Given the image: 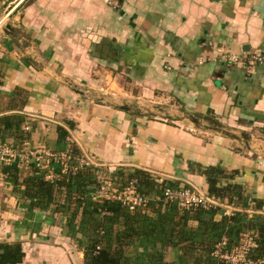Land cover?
I'll return each instance as SVG.
<instances>
[{
	"label": "crops",
	"instance_id": "0c3cea01",
	"mask_svg": "<svg viewBox=\"0 0 264 264\" xmlns=\"http://www.w3.org/2000/svg\"><path fill=\"white\" fill-rule=\"evenodd\" d=\"M104 1L0 0V143L21 149L27 141L90 162L79 185L45 208L25 195L34 165H0V253L1 244L20 243L17 264H85L86 210L106 200L103 177L112 190L149 178L139 187L147 205L119 218L124 225L98 209L101 244L121 248L122 264H209L207 250L187 245L216 238L199 217L242 212L257 235L264 218V203L254 202L264 201V61L248 68L217 51L264 58V0ZM5 116L23 121L5 129ZM190 162L237 172L221 184H244L248 203L165 201L158 182L208 193ZM12 166L21 183L5 170ZM180 230L192 240L163 243Z\"/></svg>",
	"mask_w": 264,
	"mask_h": 264
},
{
	"label": "trees",
	"instance_id": "16d2710c",
	"mask_svg": "<svg viewBox=\"0 0 264 264\" xmlns=\"http://www.w3.org/2000/svg\"><path fill=\"white\" fill-rule=\"evenodd\" d=\"M4 118L5 120L3 121V125L5 129H18L23 121V118L21 117L19 118V121L16 122L10 119L12 118V116H5ZM61 133L63 134V132ZM189 167L206 177L207 183L209 185L208 193L206 194L208 197L212 196L214 199H217L219 201L227 200L229 203H234V204L241 201H247L248 203L249 198L246 195V188L244 184H240V183H233L226 185L221 184L223 179H234L237 172L236 173L226 172L220 166H205L200 163H192V162L189 163ZM5 170L9 174H11V177L14 178L16 182L19 181L20 178H17L19 175L18 174L19 169L16 166L5 168ZM79 173L76 174V176H78L76 179H74L76 176L64 175L62 176L63 179L61 178L62 180L60 179L57 181L56 180L51 181V180H47L44 175L40 174V172L36 170L35 174L23 178L24 179L23 183H26V187H27L25 191V195L37 201V203L41 204L43 208L51 207L52 201H57V199H61V200L63 199L64 194L62 193H65L67 189H70L75 183L74 181H76L75 184L76 187L79 185V181H78ZM21 181L19 182L21 183ZM142 181L143 182H141V185H147V186L148 184L146 183L151 182L149 178H145ZM141 185L138 187H141ZM62 186L65 187L64 192H61L59 189ZM254 202L256 204L255 205L256 208L257 207L261 208L264 203L262 199L258 201L254 200ZM57 208L59 209V206L55 205L54 209L57 210ZM98 209L101 212L105 211V214L108 213L112 215L110 218H108L109 221L113 222L117 218L119 221V225H124V223L123 224L120 223L121 220L119 218H122V221L124 222V217H129V216L131 217L130 215L131 213L129 212V210L118 201L103 200V203L101 205L98 204V201L92 203V208L86 210V212H89L90 216H93L92 219H90L88 222L89 229H91L93 232H92V239L85 248V264H122L124 260V256L122 255L123 253L121 251L122 249L121 248L119 250L112 249L111 247L106 246L104 243L101 244V239H98L97 230L98 227L100 226V223H98V217L96 216V214L98 215ZM205 211L206 210H202L201 214L207 213ZM242 214H243L242 212H235L231 216H225L220 221L214 220L212 216L210 218H205L203 220L199 217V221H200L199 225L201 226V228H203L204 231H206L207 229L213 231L215 233L214 236H216L215 239L209 240L207 244L204 242L201 244H194V242L192 243V241H190L192 239L186 236L182 237L181 233L183 232H181V230L176 232V234L172 231L171 237L163 243H179V242L188 243V241H190L191 243L187 244L190 245V249L195 250L196 248L194 247L202 246L203 250L205 251L207 250V253L209 254L207 256L208 257L207 260L209 264H226L224 261H219L217 259H214L210 255L211 254L210 252L214 248L216 243L224 235L228 237L230 248L239 244L241 233H243L244 230L245 231L248 230V228L245 229L246 227L243 221ZM258 228H259L258 236L256 238L257 247L251 251L250 256L252 258H259L260 256L264 255V218L262 219ZM104 231L105 233L103 235V238L105 236H108L109 234L108 229L106 230V228H104ZM125 238L126 237H123L121 241L123 242ZM108 241H109V236H108ZM97 246H99L100 248L97 249ZM1 248L3 250L0 253V264H17L19 262H22L24 252L22 250V246L20 243L1 244ZM152 249L154 248L152 247ZM186 255L187 254H185L182 258L184 259ZM150 256L151 258L153 257L157 258L156 259L157 261H161L164 254L162 253L158 254L156 252H152ZM183 259L182 261H184Z\"/></svg>",
	"mask_w": 264,
	"mask_h": 264
},
{
	"label": "built area",
	"instance_id": "2783aa9c",
	"mask_svg": "<svg viewBox=\"0 0 264 264\" xmlns=\"http://www.w3.org/2000/svg\"><path fill=\"white\" fill-rule=\"evenodd\" d=\"M113 7H118L117 0H106ZM218 56L232 62L247 63V67L263 62L264 58L260 53H244L243 55H233L217 47ZM28 129V126L25 127ZM21 149H16L8 143H0V165H11L16 162L18 166H32L38 171L45 172V178L55 179V174H78L90 162L83 156H76L69 152L54 151L44 146L32 147L24 141ZM57 167V170H55ZM55 168V169H54ZM55 170V173H54ZM47 175V176H46ZM73 175V176H74ZM103 185L99 187L98 194L106 200L118 201L129 211H135L139 207L147 205V197L138 190L136 182L131 181L122 190L116 187L112 190L114 182L111 177H103ZM161 197L168 202H177L186 208H196L199 206L208 207L211 199L198 188L179 187L177 185L159 184ZM110 189L112 190L110 192ZM104 229L101 234L104 235ZM257 234L254 231H244L240 235L239 244L229 247L228 237L224 235L211 250V256L226 264H264V255L259 258H252L251 251L257 247ZM100 247L97 246V249Z\"/></svg>",
	"mask_w": 264,
	"mask_h": 264
},
{
	"label": "rangeland",
	"instance_id": "374dc122",
	"mask_svg": "<svg viewBox=\"0 0 264 264\" xmlns=\"http://www.w3.org/2000/svg\"><path fill=\"white\" fill-rule=\"evenodd\" d=\"M105 2V1H104ZM107 4V3H106ZM114 8H116V7H114ZM112 81V80H111ZM111 84V83H110ZM99 99H100V97H99ZM177 110V109H176ZM180 110V109H179ZM181 111V110H180ZM61 152H64V151H61ZM62 174H60V173H58V174H55V180L57 181L58 179H60ZM70 175H74V174H70ZM47 176V175H46ZM74 176H76V175H74ZM78 176H76L74 179H76ZM58 178V179H57ZM130 183V182H129ZM128 183V184H129ZM158 184H165L164 182H158ZM136 185H137V183H136ZM168 185H172V184H170V183H168ZM173 186V185H172ZM177 186H179V187H183V186H181L180 184L179 185H177ZM137 188H138V190L139 191H141L142 189L141 188H139L138 187V185H137ZM141 189V190H140ZM142 192V191H141ZM146 194V193H145ZM161 196V195H160Z\"/></svg>",
	"mask_w": 264,
	"mask_h": 264
},
{
	"label": "water",
	"instance_id": "95a60500",
	"mask_svg": "<svg viewBox=\"0 0 264 264\" xmlns=\"http://www.w3.org/2000/svg\"><path fill=\"white\" fill-rule=\"evenodd\" d=\"M5 32H7V33H11L10 31H7V30H5Z\"/></svg>",
	"mask_w": 264,
	"mask_h": 264
},
{
	"label": "bare ground",
	"instance_id": "6f19581e",
	"mask_svg": "<svg viewBox=\"0 0 264 264\" xmlns=\"http://www.w3.org/2000/svg\"><path fill=\"white\" fill-rule=\"evenodd\" d=\"M106 3H108L106 0H105Z\"/></svg>",
	"mask_w": 264,
	"mask_h": 264
},
{
	"label": "clouds",
	"instance_id": "9594fccd",
	"mask_svg": "<svg viewBox=\"0 0 264 264\" xmlns=\"http://www.w3.org/2000/svg\"><path fill=\"white\" fill-rule=\"evenodd\" d=\"M161 191V190H160ZM186 208V207H185Z\"/></svg>",
	"mask_w": 264,
	"mask_h": 264
}]
</instances>
